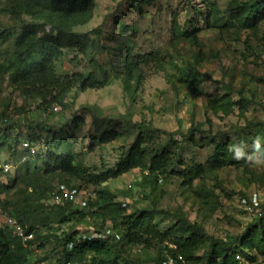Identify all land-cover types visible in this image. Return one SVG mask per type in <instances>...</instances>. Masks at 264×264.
Listing matches in <instances>:
<instances>
[{"label":"trees","instance_id":"1","mask_svg":"<svg viewBox=\"0 0 264 264\" xmlns=\"http://www.w3.org/2000/svg\"><path fill=\"white\" fill-rule=\"evenodd\" d=\"M98 1L10 0L4 13L19 22L20 29L15 33L8 31L5 34V29L0 32V43L14 36L12 52H6L4 55L0 44V82L7 78L10 85L33 95L59 91L62 95L53 99L65 109L68 108L65 98L72 89L86 91L99 88L101 83L92 74L59 76L56 70V63L63 57L65 49H79L82 54L87 52L90 46L87 42L90 40L80 28L86 27L94 20ZM198 1L205 5L208 27L213 28L215 24V27L223 31H247L254 36L260 35L264 26V0H231L222 17L219 16L220 11L215 2ZM191 9H194L198 16L204 15V10L199 6L192 5ZM200 33L201 30L195 27L194 22L189 21L182 27L176 21L173 22L174 40L197 42ZM200 58L199 53L195 56L194 66L177 68L178 72L174 78L195 95L202 94V86L207 81L206 76L196 66ZM163 62L164 57L159 52L137 55L128 48L123 61L125 88L131 91L132 81L141 83L144 69L163 70ZM167 63L174 64L172 60ZM223 90L224 94L210 100L208 107L217 115L221 112L229 116L236 110L245 116L258 102L239 92L235 99L230 86H225ZM4 118L0 120V146L8 144L9 148L13 149V145L9 144L10 122ZM69 124L72 132L66 127H44L43 130L48 132L46 152L43 154L37 150L36 154L32 155L35 160L47 158L44 160L43 169L38 167L31 172L28 164L23 175L17 173L15 178L6 184L2 180L9 177L10 172L0 168V198L2 195L9 196L20 182L26 184L29 181L26 184L27 192H21L23 194L18 196L20 199L0 200V207L4 213L13 216L27 227L29 232L36 234V241L41 242L39 249L45 247L43 233H49L48 239L55 244L54 251L58 254L56 264H258L259 259L264 258V217L252 218V223L243 232L228 236L226 241L214 238L202 224L191 222L184 213L175 214L173 224L163 229L157 223L155 208H132L119 201V196L105 185L124 173L140 169L143 173L141 180L135 179L129 185L128 191L121 192L125 200H132L135 190H141L146 195L149 189L156 188L159 182L157 173L167 178L179 177L184 187L193 189L196 180L221 170L248 169L253 162L264 161V119H246L244 124L215 134H212L211 130L203 131L202 125H196L191 127L180 141L172 137L173 148L166 144L160 149L152 150L146 146V142L152 138L149 133L153 130L144 124L134 126L128 122L127 127L138 129L136 142L126 152L116 169L100 173L91 172L82 165L78 159L79 154L74 151L78 143L77 133L86 126V119L75 116ZM37 126L27 127L29 142L33 146H37L35 142L40 138ZM93 126L96 127V133L90 137L91 148L107 145L122 136V132L117 129L118 124L114 121L105 123L94 119ZM259 129L263 131L260 136L257 134ZM203 135L205 137L201 140L212 149L207 164H198L193 160L189 163L184 157V150L189 149L191 152L190 146L196 145L198 137ZM256 139H259L258 147L253 146ZM14 142L17 144L18 138H15ZM232 145L235 147L230 151ZM237 152H242L243 158L234 159ZM57 175L66 177V189L80 191L72 185L74 180L81 185L93 186L94 197L87 199L85 207H80L75 201L55 202L53 194L62 189L52 190L47 185L46 177ZM196 193L204 198L206 204L219 206V196L215 190L201 188ZM257 194L261 195L260 191ZM46 198L53 201L50 206L42 203ZM211 198L216 200L211 201ZM242 198L245 199L242 211L247 214L245 207L252 204L253 196L248 193L243 194ZM67 224L75 227L91 226L99 237L91 239L90 234L83 236L78 230L62 234L51 231L55 226ZM133 250H138L142 255L136 257L132 253ZM34 251L24 247L11 229L0 227V264H41L47 260H38L33 255ZM202 251L204 253L200 255ZM238 256L240 260L237 259Z\"/></svg>","mask_w":264,"mask_h":264},{"label":"rangeland","instance_id":"2","mask_svg":"<svg viewBox=\"0 0 264 264\" xmlns=\"http://www.w3.org/2000/svg\"><path fill=\"white\" fill-rule=\"evenodd\" d=\"M9 1L0 0V32L5 29V34L20 29L19 22L4 13ZM137 1L99 0L94 20L80 28L90 40L87 42L90 45L87 52L82 54L79 49H65L63 57L56 63L59 76L92 74L101 83L96 89H72L65 98L67 109L53 99L62 95L59 91L33 95L10 85L7 78L0 82V120L5 117L10 122L9 144L13 145V149L8 144L0 146V166L7 163L12 165L10 176L4 177L3 182L8 184L17 173L23 175L28 164L31 172L38 167L44 168L47 158H44L45 161L35 160L23 149V144L30 141L28 125H39L37 131L40 138L35 143L38 151L45 154V142L48 139V132L43 130L45 126L66 127L72 132L69 129L70 120L75 116L84 117L86 126L77 133L78 143L74 151L79 154L78 159L82 165L91 172L100 173L116 169L136 142L138 129L127 127L128 122L134 126L144 124L153 130L149 133L152 138L146 142V146L152 150L166 144L173 148L172 137L180 141L196 125H202L203 131L211 130L215 134L244 124L246 119H264V26L259 36L247 31H223L215 27V24L213 28L207 26L205 5L198 0ZM212 1L217 4L220 17L226 13L231 2ZM192 5L201 7L204 15L195 14ZM174 21L181 27L189 21L194 22L195 27L201 30L197 42L174 40ZM13 38L11 36L9 40L0 43L4 55L13 51ZM128 48L137 55L159 52L164 57L165 65L163 70L144 69L141 83L131 82V91L125 88L123 80V61ZM199 53L201 58L196 66L207 81L202 86V94L195 95L174 78L177 68L194 66L195 56ZM170 60L174 62L173 65L167 63ZM225 86L232 87L235 99L239 92L259 103L254 104L245 116L236 110L229 116L221 112L217 115L208 107L210 100L224 94ZM89 112L90 116L87 114ZM92 119L105 123L116 122L122 136L107 145L91 148L90 137L96 133ZM257 134L262 135V129ZM202 137L205 135L199 136L196 145L190 146L191 152L189 149L184 150V157L189 163L193 160L198 164H207L212 149L205 145ZM15 138L19 140L17 144ZM215 174L196 180L193 189L184 187L179 177L167 178L162 175L164 179L158 182L155 189H149L146 195L141 190H135L132 200H125L121 192L128 191L135 179L141 180L143 173L140 169L124 173L105 185L119 196V201L132 208H155L157 223L163 229L173 224L175 214L184 213L191 222L202 224L211 236L226 241L228 236L243 232L253 221L251 216L242 211L245 203L243 194L254 196L260 191L264 199V161H255L248 169L230 168ZM46 178L52 190L66 186V177L57 175ZM71 183L79 188L85 198L94 197L93 186L81 185L75 180ZM26 184L20 182L9 196L2 195L0 200L20 199L19 194L27 192ZM201 188L215 190L219 196V206L206 204L204 198L196 193ZM214 200L216 198H211V201ZM52 202L46 198L42 203L50 206ZM4 214L0 207V227L4 226ZM75 230L83 236L95 233L91 226L75 227L72 224L55 226L51 231L62 234ZM48 236L49 233L45 231L42 238L45 247L35 250L33 255L38 260L47 259L41 264H56L58 254ZM132 253L136 257L142 255L138 250ZM258 264H264V258H260Z\"/></svg>","mask_w":264,"mask_h":264},{"label":"built area","instance_id":"3","mask_svg":"<svg viewBox=\"0 0 264 264\" xmlns=\"http://www.w3.org/2000/svg\"><path fill=\"white\" fill-rule=\"evenodd\" d=\"M23 149L27 150L31 155H35L37 152V147L33 146L31 142L27 141L23 144ZM0 168H3L5 172H9L12 168V165L10 163L5 164L4 166H0ZM146 175H149L148 172H145ZM157 177L159 182L161 183L163 181V176L159 173H157ZM53 200L57 203H60L64 200L69 201H75L78 203L80 207H85L87 205V198L83 196V194L78 191L77 189H66L62 188V191H56L53 194ZM264 199H262L261 195H254L252 198V204H249L245 207V210L247 211V214L251 216V218L258 217L263 218L264 217ZM4 219V226L2 227H8L11 229L13 235L21 240L24 247L30 248L32 250L39 249L41 242L36 241V234L33 232H29L27 230V227L23 226L16 218L9 215L8 213H5L3 216ZM91 239L98 238L99 236L92 232L89 235ZM72 248V245L70 246ZM182 260V257H180ZM238 260H240V256L237 257Z\"/></svg>","mask_w":264,"mask_h":264},{"label":"clouds","instance_id":"4","mask_svg":"<svg viewBox=\"0 0 264 264\" xmlns=\"http://www.w3.org/2000/svg\"><path fill=\"white\" fill-rule=\"evenodd\" d=\"M254 147H258L259 146V139H256L254 141V144H253ZM234 145L230 146L229 150L232 151L234 149ZM243 158V153L242 152H237V155L236 157H234V159H241Z\"/></svg>","mask_w":264,"mask_h":264}]
</instances>
